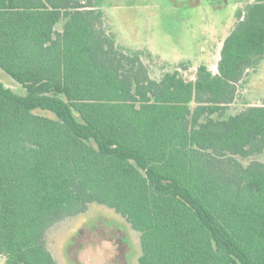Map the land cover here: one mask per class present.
<instances>
[{"label":"trees","instance_id":"obj_1","mask_svg":"<svg viewBox=\"0 0 264 264\" xmlns=\"http://www.w3.org/2000/svg\"><path fill=\"white\" fill-rule=\"evenodd\" d=\"M213 73L151 77L93 0H0V264H58L47 231L91 203L139 233L137 264H264V102L228 113L264 57V0Z\"/></svg>","mask_w":264,"mask_h":264},{"label":"rangeland","instance_id":"obj_2","mask_svg":"<svg viewBox=\"0 0 264 264\" xmlns=\"http://www.w3.org/2000/svg\"><path fill=\"white\" fill-rule=\"evenodd\" d=\"M103 14V28L118 48L138 54L152 78L180 70L194 79L200 64L216 72L223 39L237 14L253 0H93ZM0 82L17 94L25 89L0 68ZM264 102V57L238 83L228 113ZM261 154L241 159L243 164ZM47 246L58 264H137L139 233L113 209L91 203L79 215L54 224ZM3 258L0 256V262Z\"/></svg>","mask_w":264,"mask_h":264},{"label":"crops","instance_id":"obj_3","mask_svg":"<svg viewBox=\"0 0 264 264\" xmlns=\"http://www.w3.org/2000/svg\"><path fill=\"white\" fill-rule=\"evenodd\" d=\"M208 67V66H207ZM208 69H210L209 67H208ZM211 70V69H210ZM212 71V70H211ZM213 72V71H212ZM217 72V71H216ZM216 72H213V73H216Z\"/></svg>","mask_w":264,"mask_h":264}]
</instances>
